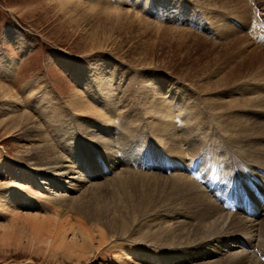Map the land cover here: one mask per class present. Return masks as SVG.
I'll use <instances>...</instances> for the list:
<instances>
[{
    "label": "rangeland",
    "instance_id": "374dc122",
    "mask_svg": "<svg viewBox=\"0 0 264 264\" xmlns=\"http://www.w3.org/2000/svg\"><path fill=\"white\" fill-rule=\"evenodd\" d=\"M55 2L57 3V0H0V60L2 56L7 65L13 67L8 74L0 71V81L10 87L14 93V97L10 100L0 98V190L7 188L13 195L12 200L0 207V223H7L5 225H9V228L15 223L14 227L17 230L22 223L26 224L25 222L29 220L28 212L38 215L39 218L50 216L48 220L51 222L54 220L52 218L55 220L58 218L62 222L67 211L70 222L66 225L65 222L63 223L66 227H70V223L75 224L79 222L77 218H81L77 217L74 206L77 204L82 206L83 195L85 202L83 205L88 203L90 206L95 202L94 207L91 205L93 210L102 207L103 212L108 209V214H116V207L121 205L129 191V188L127 190L122 188L126 184L125 180H121L122 178L130 179L136 172L143 176L153 172L160 178L184 173L182 169H176L175 162L168 160L173 158L172 155L178 156L177 160L188 164L187 169L189 172L192 171L194 166L190 163L194 164L198 158L191 155L190 151L194 149V143L198 142L190 141L194 135L187 133L186 128L194 130L198 141H214L216 145L211 149L212 151L207 150L209 155L211 153L213 155L220 151V146L228 147L230 144H235V133L228 129L231 125L229 121L236 120L248 130L251 141L259 144L256 152L264 161V0H74V3L82 2L84 5L82 7L75 5L78 9L73 6L75 10L73 8L72 11H67L70 8L68 5L67 9L64 8L66 12L62 11L63 8L60 10L59 7H55ZM96 4L118 9V12H113L117 13L116 19L114 16L112 18L115 14L108 12L106 17V11H97L96 9L100 8ZM83 9L86 19L81 13ZM98 13L100 14L96 15ZM70 14L73 16H69ZM109 15L111 18L108 17ZM129 17L131 20L126 19ZM125 22L127 25L124 24ZM94 44L102 48L89 51L87 47ZM62 63L67 64V69ZM74 71L81 72L78 75L90 79V82L84 84L86 87L82 86L81 82H75L77 78L71 75ZM122 74L123 76H120ZM112 76H116L117 79H113ZM95 84L98 87L94 88ZM107 93H110L115 100L106 97ZM42 96L54 104V108L50 105L51 111L60 119H66L70 129L78 137V139H69V145L75 146L71 141L73 139L79 143L84 141V148L88 149V152L82 150L79 155L80 158L85 159L91 155L90 162L84 159V163L79 162V158H74L75 153L58 141L63 139L55 137L58 130L53 127V122L58 119L31 110L33 122L29 121L28 125L23 123L14 127L8 125L9 116L17 108L21 112L26 111L29 99ZM81 98L82 101H90L96 109L105 110L107 106H113L111 109L113 108L114 118L107 121V118L96 117L88 110L84 112ZM93 99L97 105L94 104ZM160 100L163 101L164 107L172 110L168 115L163 113L162 119L159 116L156 118L155 109L152 107ZM254 100H261L262 104ZM181 101L185 108H179ZM191 107L200 111L198 113L200 121L196 124L194 122L190 124L189 121L193 116L187 110ZM230 107L231 110H226ZM63 111H67V114L69 112V117H62L60 113ZM129 113L135 119L133 122L125 118ZM80 116L104 122L102 124L104 129L107 127L104 134L110 130L109 135L102 134L106 141L101 142L103 145L99 157L95 155L97 149L92 148L93 145L97 146L96 142L92 141L87 129L80 128L82 125L77 121ZM43 120L50 121L51 125H46ZM125 121L134 129L148 125L150 140L146 137L143 138L144 140L140 139V143L144 147L149 141L150 150L146 152L145 148L138 147L130 154L126 129L123 127ZM118 123H121L122 127ZM34 125H38L41 131L49 136L53 133L52 141L49 140V143L53 144L54 151L62 160L57 165L53 163L49 166L64 165L62 169L56 167L57 171L51 168L43 170L49 176L48 180L53 181L54 185L51 188L48 186L50 184L47 177L41 178L40 169L36 165L35 156L37 157L39 151L41 152L43 144L35 143V140L32 141L27 137L28 129ZM159 126L167 127L170 134L160 136L161 132L155 130L160 128ZM112 128L116 130L112 131ZM124 130L125 134L118 137ZM110 145L111 148L121 152L112 150L109 148ZM177 146H180V150L175 152ZM75 147L81 148V145ZM253 149L254 147H251L250 150ZM236 150L245 152L248 149L245 146H236ZM234 155L235 152L231 157ZM203 162L198 159V164L202 165ZM252 164L249 160L236 159L232 178L235 183L238 182L242 186L240 185L238 190L223 188V197L221 196L219 200L215 199L216 182L208 181V178L199 171L191 175L194 185L207 194L206 198L218 205L222 203L221 206L225 209L211 219L218 224L225 218L226 223L217 236L236 235V240L204 241L196 246V251L188 248L191 246L172 244L173 246L162 249L165 257L160 255V259L157 260L151 255L150 246L147 245L148 247H145L147 249L139 247L140 244L137 242L143 234L141 232L167 227L171 231H176L175 234L178 236L189 237L195 226L194 220L191 221L187 216L185 218L181 213L188 211L185 204L173 203L167 199L160 202L156 208L150 209V213L146 212L144 217H137L138 220L131 224V229L125 233V236L111 228L107 230V236L115 233L114 238L108 240L104 243L105 246L99 249L96 248L99 245L97 237L94 253L88 256L89 258L78 261V258H70L61 250H57V247V249H50L48 246H42L41 249L34 248L27 245L25 236L18 235L19 237H16L18 242H14V239L0 241V264H172L175 262L180 264L220 262L221 264L228 256L234 255L235 258L241 256L243 252H250L252 255L246 256L248 260L245 259L246 264H250L254 259L258 261L257 263L259 261L264 263V256L256 254L259 250L257 247H260L259 239L262 238L259 228L264 221L262 199L264 171H255V166ZM40 166L47 168L46 165ZM227 167L228 165L219 178L229 174L226 172ZM23 169L27 173L34 172L37 181L33 183L23 179L21 177ZM99 169L101 171H98ZM62 172L66 173L59 174ZM75 176L80 180H73L76 179ZM148 177L154 180L152 176L148 175ZM227 194L230 199L233 198L232 202L235 201L236 196H239L241 200L238 205L232 204L230 208L226 207L225 202L228 204L230 201L226 197ZM164 197L163 193L159 194L156 201L150 203V207L162 201ZM248 198L255 201L259 214L241 209ZM17 199L21 200L20 206L16 204ZM104 204H108V207L105 206L106 210ZM88 205L83 208L92 210ZM248 207L250 208L246 205L245 209ZM18 211L22 212L23 217L17 216ZM233 213H239L243 217L247 213L245 217L248 219H252L251 216L254 215L255 227L245 234L240 231L224 233ZM55 220L53 222L59 224L60 221L55 222ZM180 222L182 223L179 224ZM180 225L184 229L181 230ZM96 232L94 235L99 236V230L96 229ZM250 233L252 235H249ZM254 238L257 240L254 241ZM114 246L129 247L130 252L122 253L118 258L113 257V253L119 254L112 249ZM143 246H146V243H143ZM134 247L141 248L138 254H134L132 249ZM169 249L172 250L167 251Z\"/></svg>",
    "mask_w": 264,
    "mask_h": 264
},
{
    "label": "bare ground",
    "instance_id": "6f19581e",
    "mask_svg": "<svg viewBox=\"0 0 264 264\" xmlns=\"http://www.w3.org/2000/svg\"><path fill=\"white\" fill-rule=\"evenodd\" d=\"M73 1L74 0H57V3L55 2L56 3L55 7H59L60 10L63 8L62 11H65L64 8L67 9L68 5H69L70 8L67 9V11H72L73 8L75 10L76 6H81L82 7L84 5V3H82V2L74 3ZM70 4H73V5L70 6ZM97 4H96V6H98ZM73 6H75V7H73ZM98 7L100 9H96L97 11H103V10L106 11V13L104 12L106 14V17H107V13L108 12H110V14L111 13L115 14L113 12H118V9H115V8H107V7H104V6H98ZM90 8L92 9V6ZM65 12H64V14H66ZM83 12H84V9L82 10L81 13L83 14ZM99 14L100 13H98L96 15H99ZM83 15H84V17L86 19L87 18L86 14H83ZM116 15H117V13L115 15H112V18H113V16L115 17ZM69 16H73V14L72 15L70 14ZM91 16H93V15H91ZM84 17L82 16V18H84ZM108 17H110V15ZM109 19H108V21H109ZM115 19H116V17H115ZM126 19H130V17L126 18ZM120 20H122V18ZM130 20H129V22H130ZM124 21H128V20H124ZM119 22H117V23H119ZM113 23H114V21H113ZM103 24H104V22H103ZM110 24H112V23H110ZM124 24H126V22ZM149 24H150V22H149ZM120 25L118 24V26H120ZM122 26H123V23H122ZM102 27H103V25H102ZM105 28H106V25H105ZM97 34H95V35H97ZM87 48L89 49V51L93 52L96 49L100 50L102 47L100 45L97 46L96 44H94L92 46H88ZM2 59L3 58L1 56L0 71L2 73L8 74V73H10L13 70V67L7 65L6 61L3 59L5 61L4 62ZM9 64H11V63H9ZM62 66L65 69H67L66 68V66H67L66 63L63 64ZM78 73H81V72L74 71V72L71 73V75L75 79L77 78L75 80V82L76 81L81 82L82 86L84 84L90 82L89 78H87L85 76H82V75H78ZM120 76H123V74L120 75ZM103 77H104V74H103ZM103 77H102V79H104ZM112 77H113V79H117L118 75H117V78H116V76H112ZM84 87H86V85H84ZM93 87L94 88L98 87V85L95 84V86H93ZM96 89H94L95 92H96ZM97 90H99V88ZM91 91H92V89H91ZM13 97H14V93L11 90V88L8 87L6 84L1 83V81H0V98H2L3 100L7 101L8 99L10 100ZM106 97L115 100L114 97L110 93H107ZM94 100L95 99H93V101ZM260 101L257 100L255 102L256 103H260ZM101 102H103V100ZM90 103L91 102L87 101V100L86 101H82V98H81L82 110L83 111L84 110H88V112L94 113L93 115L96 116V117H100V118L105 117V118H107L106 119L107 121H110L111 119L114 118L115 115H113V113H114L113 112V108L111 109V107H113V106H107L108 108H106L105 110H102V109H99V108H97V109L94 108L93 104L91 105ZM249 103H251V102H249ZM94 104L97 105V103L95 101H94ZM260 104H262V103H260ZM50 105L53 106V108H54V104L48 102L47 98L45 96L39 97L37 99L31 98V99H29V105L27 106V110L26 111L21 112V110H19L17 108L18 106L16 107L17 110L14 109L15 110L14 113L9 116L10 117V121H9L8 125L14 127V126H21L23 123H26L28 125L29 121L33 122V118L34 117H33V115L30 112L31 110H37L40 113L48 116L49 118L58 119V120H55L53 122V127L56 130H58V132H57L55 137L56 138L57 137H61L63 139V141H60L58 139L57 140L62 145H64L66 149H68L69 151H73L75 153V156H76V157H74V156L73 157L74 158H79V162L83 161V159L89 161L90 158L92 157L90 154L89 155L91 157L88 156L86 159L85 158H80L81 155H79L82 152V150H86L88 152V149L84 148V145H83V144H85L84 141L82 140L79 143L75 139L71 140L75 144V146H78V144H80L81 148L75 147L72 144L69 145V142H68L69 139H71V138L78 139V137H76V134L70 129L66 119H64V118L60 119L59 116H56L54 114V112L51 111ZM152 107L155 109L156 118L159 116L162 119L163 113L168 115L170 112H172L171 109L164 107V103H163L162 100H160V102H158L157 104L155 103L154 105H152ZM185 107L186 106L183 105V101H181V103L179 105V108H185ZM226 110H231V107L229 109H226ZM187 111L190 112V114H192V116H193L192 119L189 120L190 124L193 123V122H194V124H196V123H198L200 121V118L198 116V113L200 111L197 108H196V110L195 109L193 110V107H191V108H188ZM228 112H231V111H228ZM60 114H61L62 117H69L68 116L69 112L67 114V111H65V112L63 111ZM223 117H224V115H223ZM229 117L230 116H228V120H230ZM125 118L129 122H133V120H135L134 117L132 116V114H130V113ZM137 120H139V119H137ZM233 120H234V118H233ZM43 121H44V123H46V125H51L50 121H47V120H43ZM77 121H79L80 124L82 125L80 128L81 129H87L88 130V134L91 135V137H92V141L96 142L97 146L93 145L92 148L93 149H97L96 150L97 154H95V155L98 156L100 154V148L103 145L101 142L106 141L103 138V136L104 135H109L110 130H109V132L107 134H104L105 131L107 130V127L104 129V126L102 125V124H104V122L101 123L98 119H95V118L88 117V118L85 119L84 116H80L79 118H77ZM116 122H117V120H116ZM223 122H225V121H223ZM230 122H231V125L229 126L230 128L228 130L234 131L233 133H235L234 134V136H235V138H234L235 144H233V145L230 144V145H228V147H226V146H222L221 147L220 146V151L218 153H214L215 155L214 154L212 155L211 152H210L211 153L210 155L207 153V150L209 151V150H211V149H213L215 147L216 143L214 141H212V140H209V141H206V142L198 141L196 139V137H195V132H194V130L192 128H190V129L186 128L185 129L187 133L194 135L191 138L190 141L191 142H193V141L198 142V143H194V146H193L194 149H192L190 151L191 155L193 154L194 156H196V158L201 159L202 161H204L202 163V165H200L201 163L198 164V159H196V162L194 164H192V162H191L190 165L194 166V167L191 166L193 168L192 171L189 172V169H187V165L188 164L183 163V161L180 162L179 160H177L178 156L172 155L171 157H173V158H171V159L169 158L168 160H170L173 163L175 162L176 163L175 164L176 165V169L180 168V169H182L184 171V173L172 174L169 177L160 178L158 176H155V174L153 172H151V173L148 172L144 176L142 174H140L139 172H136L134 177H130V179L122 178L121 180H125V182H126V184L122 188L123 189L126 188V190L129 188V191H128V194L126 193V195L124 197V200L122 201L121 205L119 204V206L116 207L117 208V210H116L117 213L116 214H113V215L108 214V212H107L108 209L105 207L108 204L105 205L106 203L104 204L105 209L104 208L103 209L104 210L107 209V211L103 212V210H101L102 207H101V209L98 208L97 210H93L95 202H93L94 205L91 204L92 202H89L91 205H93V207L90 205L92 207V210H89V209L87 210L86 209V207H87L86 204L88 205V203L83 205L85 203L84 202V195H83L84 193H83L82 194L83 195V200H81V201H83L82 206L79 205V204H77V206L76 205L74 206L75 207L74 209H75V211L77 213L76 214L77 217H81V218H77L79 220V222H77L75 224L70 223V225H69L70 227H66L65 226L66 223L70 222V220L68 218L70 216H69L67 211L64 213L65 216H63V217H65V218H63L62 222L60 220H58V218L56 219L57 221H60L59 224L61 226H59V224H57L55 218H52V219H54L56 223L53 222L54 220H52V222L50 220H48L50 216L48 218H42V217L39 218L38 215H35V214L33 215L31 212L30 213L28 212L27 216H30V217H28L29 220L26 219V220H28V221L25 222L26 224H24V223H22V221H20V223H22V225H20V228H18L17 230H15V227H14L15 223L10 228H9V225L8 226L5 225L7 223H5V224L0 223V241H4L5 242V239H7V240L9 239V241L14 239L15 240L14 242H16V241L18 242L19 240L16 237L18 235H23V236H25V239L28 242L27 245L29 244L30 246H32L34 248L35 247H37V248L40 247V249H41L42 246H48L50 249H53V248L57 247L58 249L57 248L56 249L57 250H61L62 252H64L65 255H68L70 258H74V257L78 258L79 259L78 261H80L81 259L87 258L88 256H90L91 254L94 253V250H95V247H96L95 246V242L97 240V237H98V240H97L98 242L97 243L99 245L97 244L98 246L96 248L99 249V248H101V246L103 247L104 243L108 242V240H110L111 238H114V236H115V233H113V234L110 233L109 236H107L108 235L107 234V232H108L107 230H111V228H114L115 232H118V233H120L122 235L124 234V236H125L126 235L125 233L128 232V230L131 229V224L134 223V221L138 220L137 217L141 218V216H143L146 212H149L150 209L156 208L158 205H160L159 204L160 202H164L167 199L170 200L173 203L179 202V204H185L186 205V209L188 211H181V213H183L184 217L185 216L189 217L191 219V221L194 220L195 221V223H194L195 226L193 225L194 226L193 233L188 231L189 233H191V235L189 237H188V235L187 236H178L177 234H175L176 231H171L167 227L164 228V229H161V230L155 229L153 231H151V230L149 231L148 230L147 232L146 231L145 232H141L143 234H141V236H140V238H139V240L137 242L138 244H140L139 247H144V249H147L145 247L150 246L152 248L151 255L153 257H155L157 260L160 259V255H164V257H165L164 251H162V249H164L167 246H173L174 244L176 246H178L179 244H184L185 247L191 246V247H188V248H190V249L192 248V250L194 249L196 251V246L198 247L204 241L223 242L224 240H236L237 239L236 235L235 236H223V237L217 236L218 233H221L220 232L221 229H222L221 227H224L223 224L226 223L225 218L223 219V221L219 222L218 224L216 222H214V221H211V219L214 218L216 214L224 212L225 209L221 206L222 203L221 204L219 203V205H218V204L208 200L206 198L207 194L204 193L205 191L204 190H199L200 188L195 186L194 183L191 180V178H193L191 175L194 174V173H198V171H199V172H201V174L203 176L208 178V181H211L212 183L216 182L217 186H216V192H215V199L219 200V199H221V196L224 193L223 192L224 191L223 188L224 189L225 188H230V189H234V190H238L240 188L241 184L238 183V182H237L238 184L235 183V181H233V178H232L233 177V171L235 170V167H236L235 166L236 159L249 160V161H251V163H253L252 166H255V169H254L255 171L256 170L264 171V167H263L264 166V161H262L263 158H260V156H258L259 154L257 155L258 152H256L258 147H259V144L257 142H255V141H251L250 133L248 132V130L244 129L240 124H238L236 122V120L235 121L230 120L229 123ZM127 123L128 122L125 121L123 127H124V129H126V136H127L126 140H127L128 145L130 146L129 147V152H130V154H132L135 150H137L138 147L139 148L143 147V145H141V143H140V139H143V138L147 137V139L150 140V138H148V137H151V133L147 129L148 125H143V127L140 128V129H134V128H131V126L128 125ZM227 123H228V121H227ZM26 124H24V125H26ZM118 124H120V126L122 127L121 123H118ZM159 127L160 128H157L155 130H157L158 132H161V133H159L160 136H165V135H169L170 134V130H168L167 127H164V126H159ZM192 127L195 128L194 126H192ZM260 127H262V126L260 125ZM227 128H228V126H227ZM9 129H10V127H9ZM111 130L115 131L116 129L112 128ZM9 131H11V130H9ZM28 131H29V134H27L28 135L27 137L30 138V140H32V141L35 140V143H38L40 145L43 144L42 145V150L40 149L41 152L39 151V154H37V157L35 156V159L37 160V162H36L37 164L36 165L39 167L38 169H40L39 172H40L41 178L47 177L46 179L48 180L49 176H47V173L44 172L43 170H46V169L50 170L49 168H51V170H53V171L56 170L57 171L58 168L62 169V167H64V165H62V164L58 165V166H49V164H53V163H55L57 165L62 160V159H60V156L57 155L56 151H54L53 144L49 143V140L52 141L53 133L51 135L52 137L49 136L47 133L46 134L43 133V131H41V129H40V127L38 125H36V126L34 125V127H31L30 129H28ZM174 131H175V129L173 130V132ZM256 132H257V130H256ZM102 134H103V136H102ZM124 134H125V130H124L123 133L120 132L118 137H122ZM10 135H12V134H10ZM120 141H121V139H119V142ZM57 144L60 145L58 142H57ZM236 146H238V147L239 146H243V147L245 146V147H247L248 150H246L245 152H240L239 150H236ZM38 147H41V146H38ZM69 147H70V149H69ZM251 147L252 148L254 147V149L250 150ZM109 148H111V145H110ZM143 148H145L146 152L151 149L149 141H148L147 144L144 145ZM111 149L115 150L114 148H111ZM179 150H180V146H177L175 148V152L179 151ZM115 151L116 152H118V151L121 152V150H115ZM234 152H235L234 157H231V155ZM236 154H237V157L235 158ZM32 157H33V155H32ZM94 160L98 161V159H94ZM81 163H84V161L81 162ZM40 165H46L47 168H42ZM96 165L97 164H95V166ZM226 165H228V167L226 168V172H228L229 174L228 175L224 174V176L219 178L221 175H223ZM247 165H249V164H247ZM137 166H139V165H137ZM56 167H58V168H56ZM72 167H74V166H72ZM99 167L100 166L98 165V168ZM259 167H261V168H259ZM100 169L98 171H101ZM180 169H179V171H180ZM65 173L66 172H62V173H59V174H65ZM148 175L152 176L151 178H153L154 180L152 181L148 177ZM21 177L23 179L30 180L33 183L35 181H37L34 172L33 173L28 172L27 173L26 170H24V169L21 172ZM73 180L79 181L80 179H77V177H76V179H73ZM48 181H49V184H50L48 186H50L49 188H51V186L54 185L52 183L53 181L52 180H48ZM51 190H49V191H51ZM156 193H158V194H156ZM162 193L165 195L164 199L162 201H159V202L153 204L150 207V203L155 202L157 197H158V195L162 194ZM226 197L230 200L229 203H228L229 205L226 204V202H225L226 207L229 206V208H230V205H232V204L238 205L239 201L241 200L239 196H236L235 197V201L232 202L233 198L230 199L228 194L226 195ZM11 198H13V195L10 194L9 189H7V188L6 189H1L0 190V207L5 205V202H9ZM262 199L264 200V196H263ZM96 200L97 199H95V201ZM16 201H17L16 204L18 206H20L21 205V200L17 199ZM246 203H248L250 205V207H251L250 213L257 212V214H259V210L257 209L258 206L255 203V201H253L251 199V200H247ZM161 204H163V203H161ZM83 206H86V207L83 208ZM90 206L88 205V207H90ZM101 206H103V205H101ZM241 209H243V208H241ZM17 213H18L17 216L19 218L23 217V214H21L22 212L18 211ZM26 214L27 213H25V215ZM62 214H63V212H62ZM246 214L243 217L242 215H239V213H233L232 217L230 219V222L225 227L224 233H226V234L230 233L231 234V232L232 233H236L238 231H240L241 233H244V234L245 233H249L255 227L256 219L254 218V215L251 216L252 219H248V217L247 218L245 217ZM17 218H16V220H17V222H19V220ZM218 220L219 219H217L216 221L218 222ZM63 222H65V225H64ZM20 223H18V224H20ZM181 223L182 222H180L179 224H181ZM260 226L261 227L259 228L260 229L259 233L262 236V238L259 239L258 246H260V247H257L259 250L257 249L258 252L256 254H260L261 256L262 255L264 256V221L261 222ZM179 228L181 230L184 229L181 225L179 226ZM96 229H97V231L99 230V236H95L94 235L95 232H96ZM229 229H231V230H229ZM44 234H46V236H44ZM122 235H120V236H122ZM249 235H252V233H250ZM12 236L15 237V238H12ZM120 236H117V237H120ZM246 236L248 237V234H246ZM248 238L250 239V236ZM256 240H257V238H254V241H256ZM141 242H142V244H141ZM19 243L17 244V246L19 245ZM143 243L144 244L146 243V246H143ZM195 243H198V244H195ZM250 244L252 245L253 241ZM3 245H4V243H3ZM15 245H13V246H15ZM136 247H138V246H136ZM136 247L132 248L133 251H134V254H138L140 249H141V248L138 249ZM34 248H32V249H34ZM46 249H47V247H46ZM112 249H114V251L119 253L117 255L114 254V253L112 254V256L116 257V258L120 257V255L122 253L130 252V248L129 247H125V246H120L118 248L114 246ZM171 250L172 249H169L167 251H171ZM242 254H241V256H237L235 258L233 257L234 255L232 257H230L231 256L230 255L227 258H225L226 260H223L221 262V264H224V263H227V262H229L228 264H243V263L246 264L245 263L246 260H247L246 256L250 257L252 255H251L250 252H243ZM65 257H67V256H65ZM254 258H255V256H254ZM157 260H156V262H158ZM166 262H168V260ZM257 262L258 261H256L254 259L250 264H260L262 261H259V263H257ZM172 264H180V263L179 262H175V263H172ZM215 264H220V262L215 263ZM261 264H264V263H261Z\"/></svg>",
    "mask_w": 264,
    "mask_h": 264
}]
</instances>
